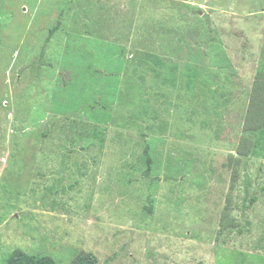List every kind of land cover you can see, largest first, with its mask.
<instances>
[{
    "label": "rangeland",
    "instance_id": "rangeland-1",
    "mask_svg": "<svg viewBox=\"0 0 264 264\" xmlns=\"http://www.w3.org/2000/svg\"><path fill=\"white\" fill-rule=\"evenodd\" d=\"M15 250L264 264V0H0Z\"/></svg>",
    "mask_w": 264,
    "mask_h": 264
},
{
    "label": "trees",
    "instance_id": "trees-1",
    "mask_svg": "<svg viewBox=\"0 0 264 264\" xmlns=\"http://www.w3.org/2000/svg\"><path fill=\"white\" fill-rule=\"evenodd\" d=\"M56 31L55 28L49 31V34H53ZM147 168L150 166V159L147 161ZM6 264H57L51 257L30 255L21 250H15L11 253L6 261ZM70 264H99L97 259L90 253L80 252L75 260Z\"/></svg>",
    "mask_w": 264,
    "mask_h": 264
}]
</instances>
